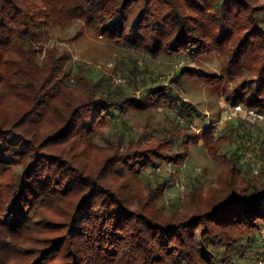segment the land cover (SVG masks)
Segmentation results:
<instances>
[{"label":"trees","instance_id":"1","mask_svg":"<svg viewBox=\"0 0 264 264\" xmlns=\"http://www.w3.org/2000/svg\"><path fill=\"white\" fill-rule=\"evenodd\" d=\"M250 3L0 0V264H51L60 258L62 264H262L264 184L240 168L242 155L236 151L222 156L231 170L252 180L249 188L224 194L184 222L152 206L155 190L135 202L138 193L128 183L112 188L108 181L114 175L135 184L156 160L167 156L176 164L184 156L180 151L194 138L190 125L199 115L185 100L186 83L222 90L230 106L264 114V16ZM211 12L217 17L212 26ZM240 17L234 29L230 21ZM81 24L119 48L167 59L171 67L226 47L246 32L227 48L222 76L182 67L165 80L145 62L130 59L131 67L115 73L125 82L118 85L95 68L69 63L68 54L57 48L64 32ZM251 56L259 62L249 73L256 74L254 86L247 87V76L224 88L232 75H243ZM152 109L175 114L173 131L160 139L151 132L134 137L123 117ZM110 126L117 129L115 140L97 144L95 138ZM202 130V145L217 157L214 143L227 136ZM248 137L249 132L240 139ZM14 167L20 171L6 180ZM42 210H61L62 220H47ZM59 227H65L59 238L34 237Z\"/></svg>","mask_w":264,"mask_h":264},{"label":"rangeland","instance_id":"2","mask_svg":"<svg viewBox=\"0 0 264 264\" xmlns=\"http://www.w3.org/2000/svg\"><path fill=\"white\" fill-rule=\"evenodd\" d=\"M255 4L258 8L256 9V14L264 16V0H251V7ZM190 14L196 17L194 13L191 12ZM208 18L210 26L214 25V22H217L215 20L217 18L215 13H209ZM240 21H242V17L239 20H232L230 22L235 29L241 23ZM245 32L246 30H242L241 33L236 34L235 38L227 42L226 47L210 51L200 58L181 60L175 63L173 67H171L172 64L170 65L167 59L151 58L146 55H140V52H135L134 49L119 48L115 44L101 38L96 33L94 27L86 24H81L79 27L77 25L76 27L72 26L63 34L65 41L55 42V44L58 49H61V52L68 54L70 58L69 63H79L81 66L95 68L110 76L115 84L124 85V80L121 76H116L115 73L121 68L124 70L131 67V63H128L130 59H137L141 66L145 62V66L154 75L161 74V78L165 80L171 77L172 72L182 67L222 76L223 69L227 66V48L232 46L237 38L239 39ZM247 61L248 64H244L246 65V70H244L243 75H232L231 80H225L224 88H234L244 80H247V76L251 78L246 83L247 87L251 88L254 86L256 74L249 73L250 70L253 71L258 66L259 62L253 56ZM243 62L245 61L243 60ZM247 68H249V71H247ZM184 88L186 92L184 95L185 100L190 102L199 114L190 125L194 138L186 146L187 149H181L180 151L181 154L184 153V156H181L182 158L179 157V159L177 158L176 164L172 162L171 157L163 156L161 159L156 160V165L149 168L145 172V177L135 184H133L134 182L129 177L123 178L111 175L108 180L112 188H119L121 185L128 183L132 191L138 193L135 202L137 200L145 201L146 197L150 193L152 195L155 190L152 195V206L156 207L164 217H169L176 213L175 216L178 217L177 220H180V222H184L187 218L193 217L196 214L204 213L208 210L209 205L222 196L224 197V194H228V192L238 193L243 189L249 188V183L252 180L235 169L231 170L227 159H224L222 156L226 152L235 153L236 151L239 155H242V167H239L242 170L247 169L248 176L250 178L253 177L256 181L255 183L258 185L264 184V114L257 112V114L262 116V119L248 122L244 118L243 110L235 112L232 109L238 105L230 106L224 101L221 96L222 90L196 82L186 83ZM136 95L139 96L140 92H137ZM241 108L244 109L242 106ZM123 118L127 125L126 128L132 132L134 137H141L151 132L153 137L160 139L166 131H173L172 126H174L175 114H170L161 109H152L149 112H131ZM177 121L180 124H184L182 118H178ZM207 127L216 131V134H224L228 138L226 141L222 140L214 143V148H216L215 155L217 157L209 155L202 145V141L199 139V135L203 132L202 129ZM153 130L155 131L152 132ZM247 132H249V137L246 140L245 138L240 139ZM116 133L117 129L114 126H110L103 129L101 131L102 135L97 136L95 140L97 144L103 146L106 145L105 141L107 139L115 140ZM147 142L149 143V147L152 148L153 143L149 140ZM155 145H157V142ZM159 153L163 154L161 151L157 152V154ZM170 154L175 156L174 151ZM18 171L20 169L14 167L11 172L5 175V179L10 180ZM156 180L165 181L167 185H155L154 181ZM193 200L195 201L194 204H192ZM60 212L55 211L53 213L42 210L43 216L47 220L51 219L53 221L62 220ZM45 223L43 222V224ZM64 233L65 227H59L53 233L35 232L34 237L41 241L44 238H59ZM24 245L25 247L35 246L39 248L43 246L41 243H27ZM260 246H262L260 250L264 254V232H262ZM30 260L31 258L28 262ZM62 263L63 260L61 258L51 262V264ZM261 263L264 264V259H261Z\"/></svg>","mask_w":264,"mask_h":264},{"label":"built area","instance_id":"3","mask_svg":"<svg viewBox=\"0 0 264 264\" xmlns=\"http://www.w3.org/2000/svg\"><path fill=\"white\" fill-rule=\"evenodd\" d=\"M235 112H240L243 110L244 113V118L248 121V122H253L256 119H262V116L257 114L256 112L252 111V110H248V109H242L241 106H235L232 108Z\"/></svg>","mask_w":264,"mask_h":264}]
</instances>
